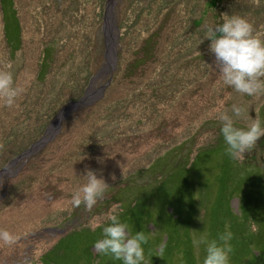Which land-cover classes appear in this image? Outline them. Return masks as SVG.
<instances>
[{
    "label": "rangeland",
    "instance_id": "374dc122",
    "mask_svg": "<svg viewBox=\"0 0 264 264\" xmlns=\"http://www.w3.org/2000/svg\"><path fill=\"white\" fill-rule=\"evenodd\" d=\"M15 6L19 42L15 34L7 41L0 1V70L23 89L13 107L0 103V171L6 169L0 230L15 237L12 244L0 241V264H43L64 237L50 258L82 264V232L120 214L112 195L118 192L127 205L189 166L198 202L205 195L200 186H210L213 198L223 177L225 200L232 198L238 214L241 189L264 186V137L232 161L219 123L222 113L237 126L264 121V91L248 96L223 84L205 38L234 14L264 39V0H15ZM152 35L156 55L147 59ZM234 105L244 110L241 117L234 116ZM62 109L67 114L59 123ZM88 169L109 184L91 210L72 203ZM199 205L194 240L207 236ZM157 229L152 239L162 242L165 227ZM203 248L195 246L196 256ZM174 259L180 262L178 255ZM111 260L97 257L92 264H115ZM145 264H151L146 254Z\"/></svg>",
    "mask_w": 264,
    "mask_h": 264
},
{
    "label": "trees",
    "instance_id": "16d2710c",
    "mask_svg": "<svg viewBox=\"0 0 264 264\" xmlns=\"http://www.w3.org/2000/svg\"><path fill=\"white\" fill-rule=\"evenodd\" d=\"M0 1L3 8L7 41L11 40V34H15L16 41L19 42L21 28L15 0ZM153 38V35L149 37L144 51V57L147 59L156 55L157 48L154 46L158 45V39H155L156 42L153 45ZM86 46L81 45V48L85 50ZM193 169L194 167L191 168L189 166L183 169L185 172H172L162 177L161 182L151 192L130 201L127 205L123 201L118 200V192L116 195H112L115 199L114 201L120 202L121 211L119 215L121 221L129 225L133 234L136 231H144L148 236L145 254L151 264H202L203 259L201 258L204 257L205 251L203 248L202 256H196L192 233L198 221L197 208L199 204L200 207H205V215L200 229L205 232V235L207 233L209 240L218 238L219 234L225 230L232 232L233 239L230 243L233 252L230 254V264H264V186L254 188L249 185L248 187L240 188L242 193L239 195L241 211L238 214L232 209L233 206L230 205L232 198L228 201L225 200L226 180L223 177L219 180L220 186L215 181V190L217 191L213 198H210L212 190L210 186H200L201 189L205 188V195H202V198H204L198 202L193 194L190 178L188 177V174L191 175ZM184 173H187V175H184ZM248 179L250 178H246V180ZM237 193H239V189ZM151 195H153V198L149 199L148 197ZM260 217L263 222L260 221ZM160 224L166 230L165 239L162 242L158 239H152L155 234L153 232L158 231L157 227ZM105 225L97 227L95 231L86 229L82 232L81 239L84 241V248H86L83 249L81 254L82 264H92L97 257L111 258L91 250L94 247L93 243L101 237L103 226ZM152 226L154 229H152ZM66 240V237L60 239L41 258V262L43 264H56L55 259L50 258L51 254L59 250ZM177 255L179 256V263L174 259ZM111 263L122 264L121 261L114 260H111Z\"/></svg>",
    "mask_w": 264,
    "mask_h": 264
},
{
    "label": "clouds",
    "instance_id": "9594fccd",
    "mask_svg": "<svg viewBox=\"0 0 264 264\" xmlns=\"http://www.w3.org/2000/svg\"><path fill=\"white\" fill-rule=\"evenodd\" d=\"M205 38L211 41L210 51L214 54L223 84L248 96L264 91V81L260 79L264 77V39L253 34L252 25L245 17L225 15L223 22L211 27ZM22 91L15 85L10 72L0 70V103L13 107ZM232 111L235 117H241L244 110L234 105ZM219 123L225 154L232 161H240L246 152L256 149L258 141L264 137V121L259 119L246 126H237L232 116L222 113ZM82 176L85 182L72 194V203L75 206L83 204L91 210L103 198L109 184L92 169ZM107 219L101 237L93 243L94 252L110 256L122 264H145V245L148 243L145 232L133 234L118 213L109 214ZM92 230L95 231V226ZM232 239V232L225 230L216 239L201 236L199 240H193V245L205 246L202 264H230ZM0 241L12 244L15 237L7 230H0ZM24 264H28L27 259Z\"/></svg>",
    "mask_w": 264,
    "mask_h": 264
},
{
    "label": "water",
    "instance_id": "95a60500",
    "mask_svg": "<svg viewBox=\"0 0 264 264\" xmlns=\"http://www.w3.org/2000/svg\"><path fill=\"white\" fill-rule=\"evenodd\" d=\"M105 22H106V19H105ZM107 23V22H106ZM85 98H82L81 100H79V101H77V102H74V103H70V104H68V106H75V107H77L78 105H80L83 101H85L84 100ZM67 106V107H68ZM72 107V108H73ZM69 108V107H68ZM71 108V109H72ZM70 109V108H69ZM63 111L59 114V116H58V121H59V123H60V121L63 119V118H65V116H66V114L67 113H65L66 112V110H64V109H62ZM41 142H44L43 140H40L37 144H35V145H33L32 146V148H30L28 151H27V153L29 154V153H31V152H33L35 149H37L42 143ZM6 171V169H3V170H1L0 171V176H2L3 175V173ZM233 206V205H232ZM234 207V206H233Z\"/></svg>",
    "mask_w": 264,
    "mask_h": 264
},
{
    "label": "bare ground",
    "instance_id": "6f19581e",
    "mask_svg": "<svg viewBox=\"0 0 264 264\" xmlns=\"http://www.w3.org/2000/svg\"><path fill=\"white\" fill-rule=\"evenodd\" d=\"M110 8H111V6H110ZM112 12V11H111ZM111 12H110V14H111ZM110 14H109V18H110V20H111V17H110ZM109 26L112 28V26L109 24ZM109 49H110V47H109ZM110 52H111V50H110ZM92 91V90H91Z\"/></svg>",
    "mask_w": 264,
    "mask_h": 264
}]
</instances>
